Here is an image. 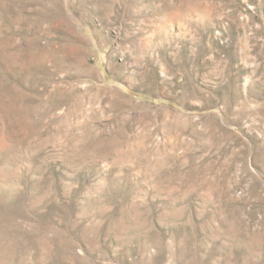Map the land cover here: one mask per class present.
<instances>
[{
	"label": "rangeland",
	"instance_id": "rangeland-1",
	"mask_svg": "<svg viewBox=\"0 0 264 264\" xmlns=\"http://www.w3.org/2000/svg\"><path fill=\"white\" fill-rule=\"evenodd\" d=\"M0 264H264V0H0Z\"/></svg>",
	"mask_w": 264,
	"mask_h": 264
}]
</instances>
